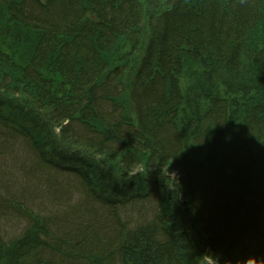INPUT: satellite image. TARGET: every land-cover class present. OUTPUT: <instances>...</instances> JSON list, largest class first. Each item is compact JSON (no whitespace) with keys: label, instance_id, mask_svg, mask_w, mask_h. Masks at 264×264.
<instances>
[{"label":"trees","instance_id":"trees-1","mask_svg":"<svg viewBox=\"0 0 264 264\" xmlns=\"http://www.w3.org/2000/svg\"><path fill=\"white\" fill-rule=\"evenodd\" d=\"M256 256L264 0H0V264Z\"/></svg>","mask_w":264,"mask_h":264},{"label":"clouds","instance_id":"clouds-1","mask_svg":"<svg viewBox=\"0 0 264 264\" xmlns=\"http://www.w3.org/2000/svg\"><path fill=\"white\" fill-rule=\"evenodd\" d=\"M253 256H255V254H251ZM226 260H230L232 262V264H236V259L235 257H225ZM257 260H261L264 261V257H260V256H256L255 259H249V258H245V264H256ZM209 264H220V261L217 260L216 258H209Z\"/></svg>","mask_w":264,"mask_h":264},{"label":"bare ground","instance_id":"bare-ground-1","mask_svg":"<svg viewBox=\"0 0 264 264\" xmlns=\"http://www.w3.org/2000/svg\"><path fill=\"white\" fill-rule=\"evenodd\" d=\"M258 251H260L261 252V250L259 249ZM207 261L209 262V258H207Z\"/></svg>","mask_w":264,"mask_h":264}]
</instances>
